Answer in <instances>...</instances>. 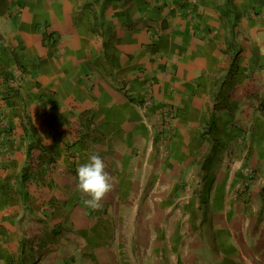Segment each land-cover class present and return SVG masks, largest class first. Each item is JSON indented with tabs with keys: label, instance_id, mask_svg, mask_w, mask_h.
Here are the masks:
<instances>
[{
	"label": "crops",
	"instance_id": "0c3cea01",
	"mask_svg": "<svg viewBox=\"0 0 264 264\" xmlns=\"http://www.w3.org/2000/svg\"><path fill=\"white\" fill-rule=\"evenodd\" d=\"M263 102L264 0H0V264H264Z\"/></svg>",
	"mask_w": 264,
	"mask_h": 264
},
{
	"label": "clouds",
	"instance_id": "9594fccd",
	"mask_svg": "<svg viewBox=\"0 0 264 264\" xmlns=\"http://www.w3.org/2000/svg\"><path fill=\"white\" fill-rule=\"evenodd\" d=\"M105 168L103 157L93 150L76 170L77 189L85 197L83 204L90 209H99L102 199L112 189L113 177Z\"/></svg>",
	"mask_w": 264,
	"mask_h": 264
},
{
	"label": "built area",
	"instance_id": "2783aa9c",
	"mask_svg": "<svg viewBox=\"0 0 264 264\" xmlns=\"http://www.w3.org/2000/svg\"><path fill=\"white\" fill-rule=\"evenodd\" d=\"M166 115L171 117L174 115V110L173 109H167ZM168 119L165 118L161 122V134H162V139L167 142L171 139L173 135V130L171 126L167 123ZM233 150H236V146L234 145L232 147ZM75 159H78L77 154L75 155ZM261 174V169L258 167H251V166H245L242 169V180L236 189V192L234 194V197L236 199H240L241 201H245L249 195V190L253 184V181L258 179Z\"/></svg>",
	"mask_w": 264,
	"mask_h": 264
},
{
	"label": "rangeland",
	"instance_id": "374dc122",
	"mask_svg": "<svg viewBox=\"0 0 264 264\" xmlns=\"http://www.w3.org/2000/svg\"><path fill=\"white\" fill-rule=\"evenodd\" d=\"M263 104H264V102H263ZM236 192V191H235ZM247 203V202H246ZM96 264V263H95ZM222 264H235V263H233V262H222Z\"/></svg>",
	"mask_w": 264,
	"mask_h": 264
}]
</instances>
